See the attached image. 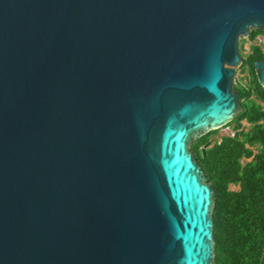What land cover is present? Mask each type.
<instances>
[{
    "label": "water",
    "instance_id": "water-1",
    "mask_svg": "<svg viewBox=\"0 0 264 264\" xmlns=\"http://www.w3.org/2000/svg\"><path fill=\"white\" fill-rule=\"evenodd\" d=\"M252 29L264 0H0V264H211L186 143L239 112Z\"/></svg>",
    "mask_w": 264,
    "mask_h": 264
},
{
    "label": "trees",
    "instance_id": "trees-1",
    "mask_svg": "<svg viewBox=\"0 0 264 264\" xmlns=\"http://www.w3.org/2000/svg\"><path fill=\"white\" fill-rule=\"evenodd\" d=\"M259 29L249 31L251 41L239 67L250 74L239 83L233 135H222L205 148L200 147L217 132L209 130L194 139L189 150L199 165L212 195L213 257L211 264H264V89L256 81L253 63L264 56L252 43ZM239 49L241 48L238 45ZM249 126L245 128L240 121ZM242 159H248L242 161ZM228 184L238 185L229 190Z\"/></svg>",
    "mask_w": 264,
    "mask_h": 264
},
{
    "label": "rangeland",
    "instance_id": "rangeland-1",
    "mask_svg": "<svg viewBox=\"0 0 264 264\" xmlns=\"http://www.w3.org/2000/svg\"><path fill=\"white\" fill-rule=\"evenodd\" d=\"M256 36L259 38V41H260V44H261L260 47L264 51V33L261 31ZM250 43H251V41L247 40V37L246 38H241V40L239 41L238 45H240L241 48L239 49V47H238V50H239V54L242 56V58H244V56L246 55V53L248 51V46H249ZM252 43L258 44V42H256L255 38L252 41ZM249 79H250V74L248 73V71L246 69H244V68L241 69L238 66V82L239 83H248ZM259 103L263 106V109H264V102H259ZM240 123L243 126H245V128H247L249 126V124H247L244 120H241ZM233 124L234 123H231L230 125H227L225 127L223 125L222 128L221 127L218 128L217 132L215 134L211 135L210 138L214 139V140L215 139L218 140L220 138V136H222V135H231L234 132L233 128H232ZM193 140H194V137L192 136L186 143L187 149H188L189 152H190L189 146H190V144H191V142ZM192 157H193V154H192ZM246 160H248V159H242V161H246ZM228 189L229 190H237L238 189V185L228 184ZM210 200H211V197H210Z\"/></svg>",
    "mask_w": 264,
    "mask_h": 264
},
{
    "label": "bare ground",
    "instance_id": "bare-ground-1",
    "mask_svg": "<svg viewBox=\"0 0 264 264\" xmlns=\"http://www.w3.org/2000/svg\"><path fill=\"white\" fill-rule=\"evenodd\" d=\"M228 117H229V113H226L225 115L219 117L218 119H215L214 121H212V122H210V123H208V124H210L211 126H217V125L220 124V122L225 121ZM219 119H220V121H217V120H219ZM206 125H207V124H206ZM206 125H204V126L206 127Z\"/></svg>",
    "mask_w": 264,
    "mask_h": 264
},
{
    "label": "built area",
    "instance_id": "built-area-1",
    "mask_svg": "<svg viewBox=\"0 0 264 264\" xmlns=\"http://www.w3.org/2000/svg\"><path fill=\"white\" fill-rule=\"evenodd\" d=\"M255 40H256V42H258V45L260 46L261 44H260V41H259V38L257 37V36H255ZM261 48V47H260ZM261 50H262V48H261ZM263 51V50H262Z\"/></svg>",
    "mask_w": 264,
    "mask_h": 264
}]
</instances>
